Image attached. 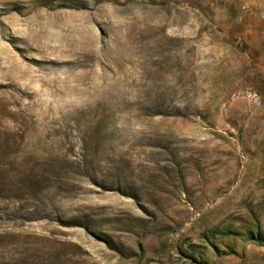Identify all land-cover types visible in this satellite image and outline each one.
Here are the masks:
<instances>
[{"label": "rangeland", "instance_id": "1", "mask_svg": "<svg viewBox=\"0 0 264 264\" xmlns=\"http://www.w3.org/2000/svg\"><path fill=\"white\" fill-rule=\"evenodd\" d=\"M0 264H264V0H0Z\"/></svg>", "mask_w": 264, "mask_h": 264}]
</instances>
